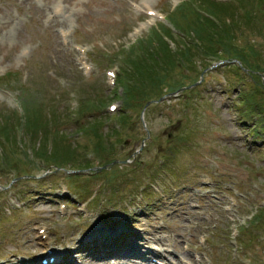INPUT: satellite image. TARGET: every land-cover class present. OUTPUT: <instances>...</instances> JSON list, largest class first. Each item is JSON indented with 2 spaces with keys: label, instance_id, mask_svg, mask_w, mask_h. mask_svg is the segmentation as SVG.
<instances>
[{
  "label": "rangeland",
  "instance_id": "1",
  "mask_svg": "<svg viewBox=\"0 0 264 264\" xmlns=\"http://www.w3.org/2000/svg\"><path fill=\"white\" fill-rule=\"evenodd\" d=\"M183 1L0 0V122L10 117L23 130V117L11 111L23 115L30 103L43 122L59 120L42 151L48 161L34 158L39 141H24L21 132L26 152L10 149L11 162L0 167V264H40L50 249L69 255L67 264L148 262L96 255L101 242L84 249L97 228L117 233L119 243L132 235L137 256L169 264H264V225L251 222L264 209V29L251 27L264 26V2H247L261 25L236 27L233 43L253 59L244 70L233 60L206 70L195 58L173 77L184 86L145 111L149 97L129 107L108 81L109 70L121 77L122 55L134 43L161 24L173 28L168 16ZM145 4L167 19L148 15ZM76 46L87 50L84 66ZM95 96L104 107L80 114ZM94 113L111 145L102 160L85 132ZM125 113L128 123L117 132ZM54 145L100 169L89 177ZM115 159L117 167L102 168Z\"/></svg>",
  "mask_w": 264,
  "mask_h": 264
},
{
  "label": "trees",
  "instance_id": "2",
  "mask_svg": "<svg viewBox=\"0 0 264 264\" xmlns=\"http://www.w3.org/2000/svg\"><path fill=\"white\" fill-rule=\"evenodd\" d=\"M262 1L264 2V0H258V3ZM247 2L248 0H188L183 2L170 14V22L174 29L178 31L177 35L172 29L161 26L158 30H154L148 39L140 40L137 45L132 47L130 53L124 57L123 72L119 81L123 91L121 96L123 103L131 107L135 105L137 100L140 102L142 98L149 97V101L156 100L168 93L178 91L184 86L181 83L183 78L173 80V77L181 69L191 70L195 58L205 60L204 69L213 65L214 62L235 59L250 65L249 58L252 59V54L247 53L246 57L243 56L244 52L241 53L239 46L233 43L237 40L235 35L240 29L236 27L243 24L250 25L251 23L253 25L254 21H259L260 24L258 25H261L262 20H260V17L255 13L253 14L252 10L247 9L251 5ZM256 7L257 5H254V8L252 5L250 8L254 10ZM251 27L253 31L264 29V26ZM178 38L179 44H177ZM170 43L177 44V47L172 48ZM254 44L252 43V45ZM254 48H250L252 53ZM225 54L231 55V58H225ZM85 102L86 104L80 107V114L90 112L91 109L104 107L106 101L102 97L97 98L95 96L94 99H88ZM27 105L24 109L26 113L24 120L20 118L18 120L19 126L23 130L15 126L16 124L10 117L3 118L0 122L1 168L5 163L11 162L9 150L17 147L26 152L24 141L27 139L32 141L31 138L39 141V145L33 153L34 158L37 155L40 159L47 160L42 155V151L51 140L48 135L51 134L52 130H55L52 125L59 122V120L55 121V119L48 117L47 119L44 118L45 122H43L41 111L34 110L30 112V109L32 110L31 103L29 104L30 108ZM12 114L16 115L15 112H12ZM98 117L95 113L89 116L94 122L86 127L85 132L95 138L94 151L102 160L103 155L111 154V145H106L107 136L104 135L103 125L99 119L100 117ZM119 119L124 126L128 123L129 116L120 115ZM21 132H23L24 141L20 139ZM44 134L45 142H43ZM54 137L59 138V133ZM54 146L58 148V152L56 151L58 154L61 155L60 152H62L63 155L74 160L70 148ZM43 154L45 153L43 152ZM26 157L31 162L30 156L26 154ZM47 157H51V155ZM74 161L83 169L93 168H87V165H90L86 160ZM113 161H108L107 165H110ZM11 168L14 170L17 167L12 166ZM256 222L264 225V210L260 213Z\"/></svg>",
  "mask_w": 264,
  "mask_h": 264
},
{
  "label": "bare ground",
  "instance_id": "3",
  "mask_svg": "<svg viewBox=\"0 0 264 264\" xmlns=\"http://www.w3.org/2000/svg\"><path fill=\"white\" fill-rule=\"evenodd\" d=\"M149 10V9H148ZM104 233V231L101 232V228H97V230L94 232V235L92 236L91 239H89V243L84 244L83 248L87 249L89 244L95 243V242H101L97 247H96V255H114L117 252H122L119 257L121 258H140L143 259L144 257L137 256L140 252V243L137 244L135 243L134 245L132 244V235L126 237V238H121L123 242H118V236L117 233ZM114 242V243H113ZM162 245L164 244L163 241L160 242ZM167 245L171 246L173 243L166 241L165 242ZM82 246V245H80ZM92 249L91 245L89 247ZM62 252H56V251H50L48 256L52 258H56L57 260L62 258ZM149 254H153L157 256V252L150 251L148 250ZM140 264V263H139Z\"/></svg>",
  "mask_w": 264,
  "mask_h": 264
}]
</instances>
